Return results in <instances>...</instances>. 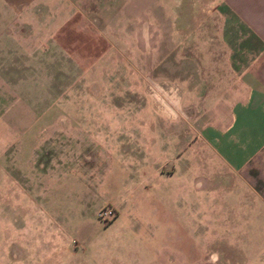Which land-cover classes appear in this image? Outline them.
Here are the masks:
<instances>
[{
	"label": "rangeland",
	"instance_id": "obj_1",
	"mask_svg": "<svg viewBox=\"0 0 264 264\" xmlns=\"http://www.w3.org/2000/svg\"><path fill=\"white\" fill-rule=\"evenodd\" d=\"M54 1L0 43V264H264V190L261 205L156 103L184 67L238 62L237 15L222 0Z\"/></svg>",
	"mask_w": 264,
	"mask_h": 264
},
{
	"label": "crops",
	"instance_id": "obj_2",
	"mask_svg": "<svg viewBox=\"0 0 264 264\" xmlns=\"http://www.w3.org/2000/svg\"><path fill=\"white\" fill-rule=\"evenodd\" d=\"M41 2L42 0H0V43L18 42L10 28L18 23L24 25L34 22ZM52 2L56 1L52 0ZM222 2L223 8L228 13L233 11L237 15L241 26L239 50L231 53L238 59V62L231 64V61L227 60L228 63L223 66L212 65L196 67V69L194 66L184 67L180 77L161 80L159 89L168 97L162 112L169 116L170 110L167 106L170 108L172 106L176 110L174 117L181 118L179 124L181 132L184 128V131L188 128L182 124V118L189 117L190 137L195 136L197 153L202 141L201 144L207 145L212 151L210 155L206 153L207 157L211 161H222L224 169L238 172L242 181V185L239 186L245 190L247 186L251 187L254 191L252 196L255 194L259 196V204L262 205L264 190V159L262 158L264 151V0H222ZM67 3H61L59 9L64 10L69 6ZM79 12L77 14L75 11L68 17L66 13L61 12L60 17L66 20L58 29L62 31H56V33L66 32V28L68 30L70 25L75 23L76 16L78 19L82 18ZM84 33L87 34V32ZM88 34L95 35L96 38V34ZM50 39L54 40L53 37ZM87 50H83L85 53L80 50V56L87 57ZM92 52H94L93 56L97 54L95 48ZM228 53L230 59V51ZM175 72L179 71L175 70ZM174 88H178L180 96L178 102L172 97ZM188 94L191 99H189V104L185 105ZM176 129H178L177 124ZM248 195L249 193L246 196L247 199ZM249 216L246 215V217ZM132 262L138 264L140 261L134 259ZM152 264H166V260H153Z\"/></svg>",
	"mask_w": 264,
	"mask_h": 264
},
{
	"label": "flooded vegetation",
	"instance_id": "obj_3",
	"mask_svg": "<svg viewBox=\"0 0 264 264\" xmlns=\"http://www.w3.org/2000/svg\"><path fill=\"white\" fill-rule=\"evenodd\" d=\"M172 97H173L174 101L178 102L179 97H180L179 92H178V88H174V92L172 93ZM156 103L158 104L160 109L165 108V105L161 101L156 99Z\"/></svg>",
	"mask_w": 264,
	"mask_h": 264
}]
</instances>
